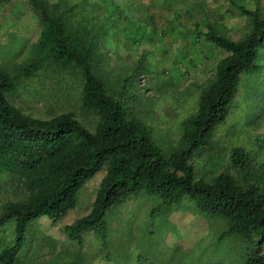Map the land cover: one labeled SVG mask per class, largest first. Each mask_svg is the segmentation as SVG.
Listing matches in <instances>:
<instances>
[{"label":"rangeland","instance_id":"rangeland-1","mask_svg":"<svg viewBox=\"0 0 264 264\" xmlns=\"http://www.w3.org/2000/svg\"><path fill=\"white\" fill-rule=\"evenodd\" d=\"M70 25L95 43L94 70L123 98L131 112L147 123L156 143L170 154L181 144L184 121L198 109L202 90L212 81L226 52L207 41L213 27L233 40L251 30L245 7L264 11V0H49ZM43 22L29 0H0V68L13 73L33 58ZM256 62L261 70L243 73L226 120L213 131L209 144L191 163L195 178L211 181L220 173L238 172L231 164L236 146L250 151L258 169L264 165V46ZM81 71H63L49 62L23 79L12 102L25 113L49 118L72 111L94 131L99 117L82 107ZM105 170L79 191L77 206L53 221L43 215L30 222L15 264H244L264 240L248 242L224 235L227 221L199 212L185 196L172 206L156 195H139L111 207L108 235L86 231L70 238L65 225L88 214ZM27 194L15 175L0 174V214L11 201ZM16 221L0 226V250L16 241Z\"/></svg>","mask_w":264,"mask_h":264},{"label":"trees","instance_id":"trees-1","mask_svg":"<svg viewBox=\"0 0 264 264\" xmlns=\"http://www.w3.org/2000/svg\"><path fill=\"white\" fill-rule=\"evenodd\" d=\"M43 28L33 48V58L13 73L0 68V174L17 177L27 196L8 202L0 214V226L16 221V241L0 250V264H15L30 222L43 215L53 221L77 206L80 189L105 170L88 214L65 225L67 235L81 240L86 231L103 239L108 235L107 211L139 195H156L172 206L185 196L200 213L227 221L224 235L238 234L248 242L264 240V165H254L252 153L241 146L231 152L238 175L220 173L211 181L196 179L191 159L206 147L216 126L226 120L241 75L261 70L256 62L264 46V11L245 7L251 30L239 40L217 32H203L205 39L227 54L216 66L212 81L202 90L197 111L183 123L181 144L170 154L156 143L151 127L136 117L123 98L127 81L117 96L108 81L94 70L95 43L73 28L65 14L49 0H29ZM63 71H81V102L99 120L94 131L72 111L49 118L35 117L15 105L11 96L24 78L48 63ZM244 264H264L256 249Z\"/></svg>","mask_w":264,"mask_h":264},{"label":"crops","instance_id":"crops-1","mask_svg":"<svg viewBox=\"0 0 264 264\" xmlns=\"http://www.w3.org/2000/svg\"><path fill=\"white\" fill-rule=\"evenodd\" d=\"M162 2H164L165 4H170V3H179L180 2V0H162Z\"/></svg>","mask_w":264,"mask_h":264}]
</instances>
